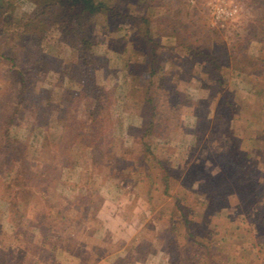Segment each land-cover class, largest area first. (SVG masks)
<instances>
[{
    "label": "rangeland",
    "instance_id": "1",
    "mask_svg": "<svg viewBox=\"0 0 264 264\" xmlns=\"http://www.w3.org/2000/svg\"><path fill=\"white\" fill-rule=\"evenodd\" d=\"M102 1L116 7L127 18L110 19L99 15L92 20L95 58L87 67L78 60L75 51L67 47L61 34L67 17L64 10L47 14L40 44L15 47L12 45L14 39L5 32L2 34L0 27V264H39L35 262L37 256H41L44 264L55 253L64 264L63 257L72 251L83 261L80 233L85 227L92 231L88 239L93 240L99 237L127 239L136 232L133 236L136 242L144 233L155 232V237L163 238L169 252L176 256L180 250L171 245L172 236L165 232V223L171 214L173 220L179 219L180 205L191 223L190 230L209 232L208 236L214 241L213 253L229 254L234 264H246V258L252 256L257 257L258 264H264V207L258 210L255 200L228 194L227 190H223L225 198L215 204L216 210L193 206L195 199L189 196L190 191L180 187L176 180L178 173L185 169L184 175L189 171L194 174L195 181L188 180L189 185L197 188L199 181L195 172L200 171L198 175L206 177L208 172L224 170L223 160L216 159L213 154L212 160L215 158L221 167L216 168L215 162L208 161L213 143L208 137L203 141L197 139L193 129L197 125L195 118L200 126L211 128L216 114L222 119L216 120L217 131L222 130L227 115H231V124L240 137V163L262 182L256 190L263 194L261 205H264V0H136L135 5L127 0L118 4L115 0ZM38 2L4 0L13 6L9 11L14 18L19 14H30ZM141 17L150 20L152 43L133 36V30L142 25ZM188 46L203 54L194 55L195 51L187 49ZM151 47H156L161 61V69L154 77V81L163 78L161 94L173 99L169 93L174 88L178 91L177 98L172 100L176 107L171 113L177 116V120H171L173 132L168 139L154 137L152 146L153 154L159 160L165 159L164 163L171 168V180L175 178L171 195L176 193L181 200L175 208L171 196L166 198L167 203L156 198L154 206L142 202L136 194L128 192L130 182L122 176L126 172L130 178L147 182L141 163L143 158L134 143L144 131L141 122L149 118L136 104L142 100L149 79L145 69L134 64L145 51L148 54ZM207 51L216 55L223 66L228 62L227 70L212 71L211 79H207L211 65L210 58L204 55ZM182 55L185 61L181 63V69ZM84 69L90 71L89 78L83 74ZM179 69L184 80L173 84ZM75 71L82 72V79L73 75ZM224 74L226 85L210 103L208 89L196 88V81L207 84L208 80L214 81ZM22 81L27 99L19 105L16 88ZM95 84L103 87L112 100L111 119L103 133L107 135L115 130L116 138L122 140L110 152L106 151V141L100 140L102 136H97L94 141L90 135H79L80 130L86 129L85 122L89 121L88 111L92 107V97L85 93ZM222 91L226 93L223 95ZM62 92L65 95L71 93L73 110L67 114L66 129L60 141L41 150L39 134L43 129L34 126L36 118L52 123L55 113L45 107L44 101L51 96L54 102ZM34 99L40 106L33 104ZM32 107L36 108L31 111ZM6 126L10 136L26 137L32 144L25 155L26 164L16 159L17 153L7 151L4 146L1 138ZM259 129L261 134H256ZM50 132L55 130L50 129ZM130 148L134 149L133 154H130ZM93 151L99 154L94 163ZM132 155L135 160L131 159ZM122 161L129 165L119 168ZM146 163L144 165L151 164V156ZM229 166L226 175L231 176L233 170ZM226 175L218 174V179H224ZM201 185L207 186L208 182ZM140 186L137 190L142 194L145 188ZM184 199L191 202L189 207L185 206ZM141 202L143 205L139 207ZM72 207L76 212L70 211ZM202 208L212 211L209 228L198 223V219H209L206 213L199 211ZM158 209L163 211L162 219L151 220L149 216L154 217ZM108 216L119 217L116 229L113 226L106 228L104 222ZM220 240L224 243L218 244ZM230 240H236L235 244L230 245ZM116 242L115 249L122 247ZM102 247L109 248L104 243ZM183 247L185 250L193 248L196 254V250H201L192 242L187 248L183 243ZM126 251L125 248L121 254ZM163 258L157 254L152 263L163 264ZM119 263L128 264L122 260Z\"/></svg>",
    "mask_w": 264,
    "mask_h": 264
},
{
    "label": "trees",
    "instance_id": "2",
    "mask_svg": "<svg viewBox=\"0 0 264 264\" xmlns=\"http://www.w3.org/2000/svg\"><path fill=\"white\" fill-rule=\"evenodd\" d=\"M115 1L117 4L121 3V0ZM131 1H133V5H135L134 3H136V0H127L128 3ZM11 9H13V6H11L9 3H4V0H0V27L2 28L1 33L3 34L5 32L6 36L14 39L12 45L15 47L24 46V44L33 45L42 43L43 35L45 33V30L43 28L44 21L48 18L50 12L64 10L67 14V17L64 26L61 27V34L67 41V47H69V49L71 48L72 51H75L78 60L85 67L93 64V59L95 58L94 53L92 52L94 37L91 34L90 27L92 20L99 15H103L104 17H108L110 19L127 18L126 15L120 14L119 10L116 9V7L107 5L102 0H39L36 8L30 14H19L15 18L10 16L11 12L9 10ZM140 20L142 22V25L133 30V36L135 37V39H143L147 43H152L153 39L149 31L150 20L148 19V17H141ZM177 38L178 35L176 36V39ZM187 49L195 51L193 53L194 55H199L202 53H200L201 50L199 51L197 48H193L191 46H188ZM205 54L206 57L210 58L211 63L207 72L209 73L207 79H211L212 71L227 70L228 62H226V64L223 66L219 62V58L216 55L210 54V52L208 51L205 52L204 55ZM158 57L159 54L156 47H151L149 53L140 57V59L136 60L134 64L137 68L145 69V71L147 72V77L149 79V83L144 91L142 100L136 102L137 105H140V109L149 115V118L148 120L141 122L143 123L144 131L139 137L138 141L134 143V147L137 146L140 151L141 158H143L141 163L143 164L142 166H144L143 173L144 177H146L147 182L142 183V180L140 179L136 178L135 180L133 177L130 178L128 176V173L126 172L125 174H122V176H124L127 181L130 182L129 187H127V189H129L128 192H132L133 194L135 193L138 197H140V200H142V202H145L146 204L149 203L151 204V206H154L156 198H159V201L161 202L165 201L167 203L168 201H166V198L171 196V198L174 200V203L172 205L175 208L179 207V202L181 200L176 193L171 195V190L175 183V178H173V180H171L170 178L171 173L169 171L171 168L167 167V165L164 163L165 159L159 160L152 151V146L154 144L153 138L157 137V126L164 125L167 127H171V120H177L176 113L173 114L171 112L176 107V102H172V100L174 99L175 101L178 91L174 88V90L169 93L173 99H167L166 95L161 94L160 92L161 89L164 88V83L162 81L163 78L159 77V75L158 81H154V77L157 76L158 70L161 69V61L158 59ZM183 58L184 56L182 55V59H180L179 61V66L181 67V69V63H184L185 61ZM181 69L177 70V77L174 78L173 82L171 81L173 84H177L176 81H179L180 79L184 80V77L181 78L180 75L182 73ZM254 69L255 67L253 66V70ZM89 72L90 71L88 69L83 70V74H85L87 77L88 74L90 77ZM60 74L64 75L65 72L60 71ZM73 75L77 79H82L81 71H75ZM225 76V74L222 76L219 75L215 78L214 81L208 80L207 84L202 83L201 80H197V84L195 87L199 89H208L207 98L211 103L212 100L219 93H221L222 87L226 85V78H224ZM186 79L187 81L191 80L189 78ZM93 80L94 77L90 78L91 82ZM89 87L90 92H86L85 94H88L90 95V97H92V107L90 111H88L89 121L88 123L85 122L86 129L82 131L80 130L79 135L81 137L90 135V137L93 138L94 141L98 139L97 136H102L100 140L106 141V151L110 152V150H114L113 148L116 146V143H121L122 141L121 139L116 138L117 134L115 130H112L111 134L109 133L107 135H104L103 133V129L111 119L110 104L112 100L110 101V97L108 93L105 92L103 87L96 84L94 86L90 85ZM92 90L93 92H91ZM225 93L226 92H223V95ZM16 97L18 99L17 104L19 103V105L24 103L27 99L25 96V85L23 81L21 82L20 87L18 89L16 88ZM30 97L33 98V96ZM73 102L74 100L71 93L65 95L62 92L54 102H52L51 96L45 98V107L54 111L55 119H53V122L51 123V121L36 118L34 126L43 129V131L39 134V138L41 140L40 147H42L41 150L50 146V144L56 145L57 142L55 141H60L66 129L65 124L67 122H65V119L67 117V114L69 113V110H73ZM133 103L135 104V102ZM33 104L38 106V100L34 99ZM189 105H191V103ZM35 108L36 107H32L31 111H33ZM193 114L196 115V110L195 112L193 110ZM231 117V115H227V119L224 121L225 125L221 127L222 130L217 131L219 125L218 123L216 124V120L221 121L222 119L214 114V121L208 135V139L213 143L212 145L214 146L211 150L210 156L208 157V161L211 160L213 161V163L215 162V167L220 168V162L217 163L216 159L219 158L223 160L222 163H225V172L221 168L218 171L219 173L208 172L206 177L199 176L198 173L200 171L195 172L196 179L199 181V186L197 188H194L193 186L191 187L189 185L188 180L195 181V178L193 177L194 174L190 171L186 172V174L180 180L179 178H176V180L179 182L180 187L190 191L189 196H192L191 198L195 199L193 206L208 207L216 210L215 204L218 200H223L225 198L223 190H227L228 194L236 195L237 197L243 196L245 198H251L255 200V202L257 203V209L259 210L264 207L263 203L261 205L263 194L261 192L259 193L256 189L259 185H262V182L258 177L251 174L252 171L249 172L240 163V137L239 134L235 132L231 124ZM50 129H54L55 132L51 133ZM25 138L26 137L19 138L18 136H10L7 126L2 132L1 138L4 146L7 148V151L11 153H17L18 157L16 159L21 160L23 164H26L27 158L25 155L32 147V144L28 142V138ZM54 150L56 151L57 148H54ZM132 150L134 149H129L130 154H133ZM212 154L216 159L213 158L212 160ZM98 155V152L93 151L91 155L93 163L96 161ZM148 156H151V164L147 166L144 164H147L146 162ZM132 158L135 160V156L132 155L131 159ZM123 161H125L124 158ZM123 161L120 164L119 168H125L129 165V162L123 163ZM228 165H230L228 168L233 170V174H231V176L226 175V171H229L227 170ZM218 174L221 177H223L224 175H226L227 177L224 179L219 177L220 179H218ZM202 182H208V185L202 186ZM140 185H143L142 187L145 188V191L142 194L137 190ZM83 198L84 197H82V199ZM78 199L81 198L79 197ZM184 201L185 206L189 207L191 202L187 199H184ZM142 202L138 204L139 207L143 205ZM180 208L181 212L179 215V219L173 220V214H171L172 216H169L168 223H165L166 229L168 230H165V232L171 233L172 236L170 240L171 245L180 250L179 254L171 257V260H173L174 264H196V262L193 261L194 259L189 255V251L191 250V248L188 247L191 242L192 244H194L195 236L191 233L189 225L190 222L186 218L184 209L181 205ZM71 210H74L76 212V209L73 207L70 208V211ZM150 212L151 211L148 208L147 213L150 214ZM171 212H173V210H171ZM162 213L163 211L158 209L154 213V217H149L151 220L159 221L162 219ZM16 215L18 216V212L16 213ZM153 223H151L153 227H157V224H155V222ZM182 228L184 229V233H182ZM156 231L159 230L157 229ZM183 243L186 248L188 247V249L185 250V248L183 247ZM197 245L203 247L207 251L213 249L210 245H206L202 242H198ZM193 251L195 250L193 249Z\"/></svg>",
    "mask_w": 264,
    "mask_h": 264
},
{
    "label": "crops",
    "instance_id": "3",
    "mask_svg": "<svg viewBox=\"0 0 264 264\" xmlns=\"http://www.w3.org/2000/svg\"><path fill=\"white\" fill-rule=\"evenodd\" d=\"M143 54L147 55V52L145 51ZM195 119H196L197 125H195V129H193V135L195 134L197 139L203 141L209 135L210 126H208V127L200 126L197 123L198 119L197 118H195ZM156 132H157V138L168 139L171 136V133L173 132V130L170 127H167L164 125H158L156 128ZM261 132L262 131H260V129H259V131L256 132V134H261ZM246 153L248 154V151ZM182 167L184 168V166H182ZM184 171H185V169L181 173H178L177 176H179V180L183 177ZM131 174H132V172H131ZM199 211H203V213H206L208 215L207 218H209V219L207 221L206 220L203 221L202 219L201 220L198 219V221H199L198 223H202L203 225H207L205 227L209 228L211 226V224H210L211 222L209 221V220H211L210 212H212V211H210L208 208L207 209L202 208ZM118 218H119L118 216L117 217H114V216L109 217L108 216L107 222H104V224L106 225V228L113 226L114 227L113 229H116V226H118V224L120 223L117 220ZM120 219H122V218H120ZM212 222H213V220H212ZM212 224L214 225V223H212ZM87 228L88 227H85V229H83V231L81 230V233H80V235L82 236V239L80 238V242H81V244L83 246V250H84L83 261L81 259V256H78L75 251H72V252L67 251L68 256L63 257V260L65 262L64 264H120L119 260L127 261L128 264H153L152 260L155 258V256L157 254L160 255L161 257L164 256V258H163L164 263L163 264H172V263L174 264V262H172V260H171V257L173 254L171 252H169V249L167 248L168 244L165 242V240L163 238L155 237V232H148V234H147V232L144 233V236L137 239L136 242L133 239V236L135 235L136 232L133 233L132 235H130L127 239L122 238L120 240V238H117V239L115 238L116 240H114V238H111V240H106V239H102L99 237V238H95V240H93V239H88V237L92 233V231L89 232L87 230ZM190 228H191V225H190ZM191 233L195 236L194 237L195 242L197 241L196 243L194 242L195 245H197L198 242H202L206 245H210L211 247L214 246V241L211 240L210 237L208 236L209 232L208 233H205V232L200 233V232H195L194 230L191 229ZM204 235H207V237ZM90 240H92V241H90ZM222 240L225 242L227 239H225V240L222 239ZM255 240L257 241V239H255ZM116 241L121 243L122 247L115 249L116 245H118V243ZM223 241L220 240L217 243L218 244L221 242L224 243ZM235 241L236 240H230L228 242H230V245H233V244H235L234 243ZM257 242H259V241H257ZM1 243H3V242L1 241ZM102 243L109 246V248H106V247L103 248ZM9 244L10 243H8V245ZM111 245L114 246L115 250L114 249L111 250ZM198 247L201 249V251L196 250L197 254L193 252V248L189 251L190 257H192L194 259L193 261H195L196 264H234L232 257H230L229 254H226L223 251L219 252L217 255L216 252L215 253L212 252L213 249H211L210 251H207L206 249H204L201 246H198ZM125 248L127 249L126 254H121V251L124 250ZM2 251H6V250L3 249ZM256 259H257V257H255V256H252L251 258H246V261H247L246 264H258V260H256ZM35 260H36L35 262L39 263V264L43 261L41 256H37V258ZM61 262H62L61 259H59L57 257V254L55 253V254H52L50 259H48L44 264H62ZM41 264H43V263H41Z\"/></svg>",
    "mask_w": 264,
    "mask_h": 264
}]
</instances>
